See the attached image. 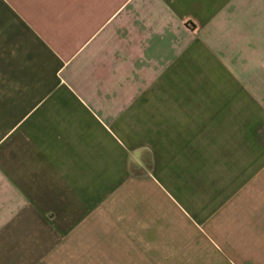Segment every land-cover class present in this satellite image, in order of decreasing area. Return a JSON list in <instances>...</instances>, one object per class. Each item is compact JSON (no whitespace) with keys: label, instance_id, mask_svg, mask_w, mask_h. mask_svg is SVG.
<instances>
[{"label":"crops","instance_id":"crops-1","mask_svg":"<svg viewBox=\"0 0 264 264\" xmlns=\"http://www.w3.org/2000/svg\"><path fill=\"white\" fill-rule=\"evenodd\" d=\"M0 264H264V0H0Z\"/></svg>","mask_w":264,"mask_h":264}]
</instances>
